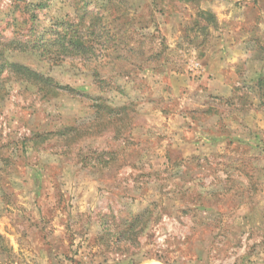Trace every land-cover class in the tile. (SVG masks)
<instances>
[{
	"label": "rangeland",
	"instance_id": "rangeland-1",
	"mask_svg": "<svg viewBox=\"0 0 264 264\" xmlns=\"http://www.w3.org/2000/svg\"><path fill=\"white\" fill-rule=\"evenodd\" d=\"M260 78L264 0H0V264H264Z\"/></svg>",
	"mask_w": 264,
	"mask_h": 264
},
{
	"label": "trees",
	"instance_id": "trees-1",
	"mask_svg": "<svg viewBox=\"0 0 264 264\" xmlns=\"http://www.w3.org/2000/svg\"><path fill=\"white\" fill-rule=\"evenodd\" d=\"M82 34L83 33L79 32V31L74 32V38H76V41L71 42V44L67 46V48L69 50H75L77 48H82L83 50H85L86 48H88L90 50L93 49L92 47H90L88 45H85L86 47H84L82 45L84 43L81 39ZM81 41H82V43H81ZM18 68L25 71V74H28L32 78H33V76H35V78H40V76H37L36 74L31 75V72L27 68H22V67H18ZM256 88L258 89L259 92H261L260 97L264 99V79L263 78H260L257 81ZM98 107L100 109V106H98ZM122 111H123V109H118L116 111H112V113L115 112V116L119 117L121 115ZM109 113H111V111H109ZM70 131H72V129H69V130L67 129L66 135H68L70 133ZM149 214H150V212L148 210V211H145L143 213L135 215L134 217H132L131 221L129 222V227L127 229H124V232L120 233V235H121L120 238H124V240L128 242L127 243L128 246L132 245V244L136 245V243H137L136 238L139 235L140 231H142V229H144L145 223L148 220ZM120 238L119 237L115 238V244L120 243V241L122 240ZM127 245L125 244L124 246H127Z\"/></svg>",
	"mask_w": 264,
	"mask_h": 264
}]
</instances>
